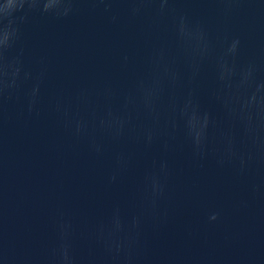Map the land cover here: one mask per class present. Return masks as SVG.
Wrapping results in <instances>:
<instances>
[{"label":"water","instance_id":"95a60500","mask_svg":"<svg viewBox=\"0 0 264 264\" xmlns=\"http://www.w3.org/2000/svg\"><path fill=\"white\" fill-rule=\"evenodd\" d=\"M0 264H264V0H0Z\"/></svg>","mask_w":264,"mask_h":264}]
</instances>
